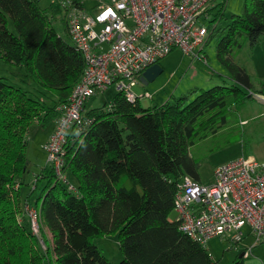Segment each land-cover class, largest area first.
Returning a JSON list of instances; mask_svg holds the SVG:
<instances>
[{"label":"trees","instance_id":"trees-1","mask_svg":"<svg viewBox=\"0 0 264 264\" xmlns=\"http://www.w3.org/2000/svg\"><path fill=\"white\" fill-rule=\"evenodd\" d=\"M39 2L0 0V59L22 66L33 86L27 90L0 76V247L9 251L0 264H111L92 239L113 233L122 254L116 264H217L169 215L182 179L199 181V161L190 151L195 141L226 123L230 103L253 100L252 92L264 96V79L253 78L234 60L244 43L253 49L264 37V0H243L242 12L224 27L217 22L226 0L210 10L216 13L205 43L216 37V58L225 71L220 76L228 84L194 88L190 93H198L191 100L181 95L145 107L138 96L130 101L117 91L99 108L84 110L82 124L67 133L63 145L62 169L73 189L47 162L22 204L29 129L54 121L85 66L65 16L64 37ZM42 180L32 205L39 211V237L21 209ZM239 255L229 264H243Z\"/></svg>","mask_w":264,"mask_h":264},{"label":"built area","instance_id":"built-area-1","mask_svg":"<svg viewBox=\"0 0 264 264\" xmlns=\"http://www.w3.org/2000/svg\"><path fill=\"white\" fill-rule=\"evenodd\" d=\"M82 0H60L68 35L84 59V70L65 103L57 106L52 131L44 144L56 178L73 189L63 171L67 133L83 122L87 100L114 85L132 101L142 72L175 48L204 60L208 36L204 24L218 0H98L92 11ZM147 96L149 94L145 93ZM37 234L39 211L23 207ZM173 211L178 229L205 246L219 238L236 246L246 232L253 244L264 242V162L244 155L214 167L209 183L184 177ZM247 230V231H246ZM250 247L244 253L249 254Z\"/></svg>","mask_w":264,"mask_h":264},{"label":"rangeland","instance_id":"rangeland-1","mask_svg":"<svg viewBox=\"0 0 264 264\" xmlns=\"http://www.w3.org/2000/svg\"><path fill=\"white\" fill-rule=\"evenodd\" d=\"M84 8L90 12L91 7L97 0H82ZM221 1V0H218ZM40 6L47 8L51 16V23L58 33L64 35L63 18L66 14L60 0H40ZM243 9V0H226L223 10V18L218 20L219 27H224L230 22L231 16L240 14ZM91 13V12H90ZM215 10L211 11L209 19L204 24L209 27L210 19L213 18ZM8 29L15 32L11 22L8 21ZM216 37H211L209 41L203 44L204 60L194 58L191 55L183 53L179 48H175L160 61L162 72L151 82L144 85L140 81L132 88V91L138 96L142 106H149L153 103L161 104L165 101L173 102L176 97L186 95L191 100L198 92L190 93L194 88L207 89L213 85L228 84V80L220 75H225L223 67L216 58ZM264 42V38L261 39ZM257 51L258 61L254 57L252 60V49L248 43L234 54V60L239 64L246 66L247 71L254 75L255 62H258L257 68L263 63L264 43ZM256 67V66H255ZM264 72V68L262 70ZM23 68L20 65L8 63L0 59V76L14 86H20L27 90H33L32 84L27 82L23 76ZM211 73L213 75H211ZM223 79V80H222ZM255 89L259 85L254 82ZM149 94L147 96L145 93ZM117 92L114 85H110L105 91L91 96L85 106V110L90 108H99L105 101H110ZM253 93V100L246 101L240 105L229 104L226 111V123L217 127L214 135L210 134L207 138L196 140L190 148L191 154L199 161V179L203 183L211 182L213 178L214 167L231 161L233 159L251 153L258 162H264V141L252 142L243 146L241 137H251L257 139L264 136V104L257 101L259 94ZM255 97V98H254ZM263 96H260L262 98ZM51 123L46 126L33 124L27 135L26 156L28 158L27 171L22 176L24 184L20 185V199L23 204L26 195L31 191L36 174L47 163V153L44 149V143L47 139ZM255 132H254V131ZM50 135V134H49ZM49 137V136H48ZM45 180L40 181L38 188L30 195L29 204L33 205L39 193V189L44 185ZM22 208V207H21ZM36 208V207H35ZM37 209V208H36ZM24 211L21 209V214ZM25 214V213H24ZM169 218L175 220L177 214L172 211ZM41 227L38 221L37 234L40 237ZM45 239L48 237L47 230ZM243 240V239H242ZM39 243L44 247L43 241L39 238ZM92 243L97 246L100 252L111 262L116 264L122 258L119 250L117 234H107L98 238H93ZM241 244V241L239 242ZM208 253L216 260L217 264H229L232 260V248H227L225 241L219 238H212L205 244ZM5 253H9L6 245L0 247V258Z\"/></svg>","mask_w":264,"mask_h":264},{"label":"crops","instance_id":"crops-1","mask_svg":"<svg viewBox=\"0 0 264 264\" xmlns=\"http://www.w3.org/2000/svg\"><path fill=\"white\" fill-rule=\"evenodd\" d=\"M83 3V6H84V2H82ZM97 3H98V0L96 1V3L91 7V9H90V11H92L94 8H95V6L97 5ZM262 38H264V37H262ZM261 38V39H262ZM261 39H260V41H259V43L252 49V60H254L253 58L255 57L256 59H257V61H258V56H257V51H258V49H260L261 48V46H259V45H262V43H264V42H261ZM161 61H159V65L161 66V67H163L162 65H161V63H160ZM259 62V61H258ZM258 62H255V66H254V68L253 69H255V71H254V75H252L251 73H249L248 71V73L253 77V78H258V79H264V72L263 71H261L262 70V67L264 68V59H263V63H262V65H260V68L258 69L257 68V66H258ZM243 65V64H242ZM245 68H246V66L245 65H243ZM246 70H247V68H246ZM211 75H213L212 73H211ZM257 89V88H256ZM147 92V91H146ZM260 96H263V95H260L259 94V97H258V100L257 101H259V102H261V103H263L264 104V96L262 97V98H260ZM85 106H86V104H85ZM85 110V109H84ZM50 128V130H49V133H48V136H49V134L51 133V131H52V128H53V122H51V126L49 127ZM254 131V130H253ZM255 132V131H254ZM48 136H47V139H48ZM47 139H46V141H47ZM241 139L243 140V143H242V145L243 146H245V147H247V145H244V141H248L249 143H252V142H260V141H264V136H259L257 139L255 138V139H253V138H251V137H241ZM45 141V142H46ZM248 143V144H249ZM45 144V143H44ZM248 148V147H247ZM246 155H252L251 153H248V154H246ZM253 156V155H252ZM254 157V156H253ZM255 158V157H254ZM199 181H200V179H199ZM247 231V230H246ZM48 232V231H47ZM47 234H49V232L47 233ZM49 236H50V234H49ZM211 240V239H210ZM250 247V252H249V254H246V253H244V251L247 249V248H249ZM233 250H232V260L238 255V254H240L239 256L240 257H242V259H243V264H264V242L263 243H258V244H253V238H252V236L250 235V234H248L247 232H246V235H245V237L243 238V240L241 241V244H237L235 247H231ZM212 259L214 260V258L212 257ZM231 260V261H232ZM214 261H216V260H214Z\"/></svg>","mask_w":264,"mask_h":264},{"label":"water","instance_id":"water-1","mask_svg":"<svg viewBox=\"0 0 264 264\" xmlns=\"http://www.w3.org/2000/svg\"><path fill=\"white\" fill-rule=\"evenodd\" d=\"M162 72V67L155 63L149 67H147L141 74L139 81L146 85L149 82L153 81L160 73Z\"/></svg>","mask_w":264,"mask_h":264}]
</instances>
